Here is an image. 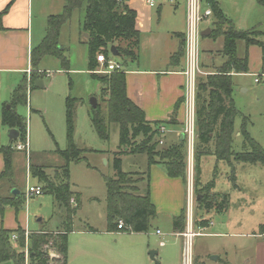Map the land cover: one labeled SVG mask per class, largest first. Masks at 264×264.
<instances>
[{"label":"rangeland","instance_id":"rangeland-1","mask_svg":"<svg viewBox=\"0 0 264 264\" xmlns=\"http://www.w3.org/2000/svg\"><path fill=\"white\" fill-rule=\"evenodd\" d=\"M159 1L155 0L156 3ZM217 1L224 16L233 23L235 29L258 31L248 39L252 46L246 47V42L242 41L236 44L237 56L247 57L248 72L237 74L232 78L233 93L231 97L233 106L237 111L234 120L233 151L240 153L249 150L248 147H243V139L239 133L242 126L254 142L264 149V74L261 70L264 55V8L256 0ZM32 5V47H34L39 45L45 36L47 17L62 12L63 0H33ZM178 9L176 12L181 17L184 10L183 3ZM174 11L172 6L165 1L160 18H156L154 22L153 29L157 36L161 37L163 44L167 35L169 38L171 37L169 33L172 23L175 22L173 19ZM83 16L84 7L81 10H75L70 20L60 29L59 45L67 51L65 56L68 60V67H64L61 61L56 58L43 57L37 66V70L40 73L43 72L44 89L28 88L23 101L16 104H12L10 97L8 100H0V110L3 109L4 111V108L7 109L9 105H12L13 111L26 125L25 142H23L28 143L27 154L32 156L33 161L37 164L57 166L61 164L58 152L67 148L65 101L68 96L78 100L74 112L72 141L75 147L81 151V160L69 164V183L71 191L79 194L81 206L73 217V228L84 229L90 226L92 229L101 231L107 225L105 178L114 176L112 161L114 153L119 149V127L114 123L109 124L108 139L103 141L95 133L90 121L92 108L90 99L95 98L97 100L102 114L105 115V100H108V96L102 97L100 93L102 86L92 79L87 71L88 48L84 34L81 35L80 32ZM222 41V37L201 38L200 48L202 50L207 49L212 44L214 48L216 47L213 51L214 57L217 58L215 51L222 45ZM141 46L143 53H145L144 41H142ZM202 56L201 53L199 62L200 59L202 62ZM100 69V66H97L94 73L97 76L105 75L97 72ZM200 72L202 71L200 70ZM256 79L258 82H255ZM2 85L4 86L3 82ZM4 90L1 89V91ZM8 130L0 118V150L8 144ZM140 140L141 138H137L136 141L139 142ZM185 140L187 143L186 179L183 183L180 181L181 187L178 189L177 199H175L185 212L183 232L186 231L187 214L189 213L187 209L189 185L193 198L194 231L199 230L194 224L201 218H210L213 222L210 229L199 230L200 235L193 239L190 248L191 256L193 257L197 250L203 247L205 250L218 253L222 258L225 254L227 258L236 257L240 262L238 247L241 246L244 247L241 256L252 257L256 239L244 237V235H250V233L256 232L260 225H264V166L259 163L232 162L230 167L225 162L215 163L214 158L203 159L200 165L201 182H212L214 185L213 193L223 194L228 198L226 211L205 213L201 207L197 206L195 200L196 194L193 187L195 150L188 144L186 135ZM18 155L13 150L15 180L18 183L17 187L20 190L23 189L24 194L25 189L22 187L27 183L28 185H35L38 180L29 178L28 171L25 172V165H29L26 153L24 156L22 155L26 159L23 162L17 160ZM21 164L22 166L19 168ZM147 167L145 155H122L121 157L123 172L144 173ZM159 168L162 169V167ZM232 168L235 181L230 179ZM53 171L54 169L46 170L50 176L54 174ZM161 186L159 182L157 184L155 181L153 184L151 182V189L153 188L157 192L161 190ZM137 187L142 192L147 189V183L143 179ZM24 198L18 210L9 206L5 208L3 226L9 230H14L20 226L29 233L39 229L51 232L65 227L66 211L55 203L52 196L42 194L37 197L26 196ZM160 198L162 204L157 209L158 221H155V218L151 220V228L147 233L141 235L115 233L110 237H101L107 240L118 252L120 262L129 255V259L143 256L147 258L146 264H154L150 263L149 252L158 251L160 256L169 254V256L175 257L174 250L179 259L184 260L185 242L183 239L179 241L169 235L170 213L166 210V202L162 197ZM74 203L75 207L76 201ZM156 228L162 232V240H159V237L155 235ZM158 241H164L165 246L158 247ZM69 243L71 251L75 250L76 246L72 243V237ZM27 244H25L24 249L16 248L17 251L21 249L19 252L24 254V264H30ZM44 250H46L47 256L43 264H62L54 247L49 245ZM171 251H173L172 254ZM237 251L235 256L234 253ZM125 264L129 263L126 262ZM219 264L222 263L219 262Z\"/></svg>","mask_w":264,"mask_h":264},{"label":"trees","instance_id":"trees-1","mask_svg":"<svg viewBox=\"0 0 264 264\" xmlns=\"http://www.w3.org/2000/svg\"><path fill=\"white\" fill-rule=\"evenodd\" d=\"M126 0H63L62 12L47 18L46 34L41 43L30 52L31 71L29 83L33 82L40 72L37 66L45 56H52L61 61L64 67H68V60L64 50L59 47V33L63 25L71 18L75 10L84 7V16L80 26V32L87 34L85 43L88 48V71L92 79L96 80L101 87L102 97L105 100L106 114L103 115L100 106L91 108L90 121L97 136L103 140L108 139V125L117 124L119 127V149L114 153L113 171L114 176L105 178V202L107 209L108 231L118 230L119 222H122V232L145 233L150 226V220L155 218L156 210L151 203L149 194H140L137 187L143 180V173H126L121 169L122 155H145L147 165H162L170 178L186 179V143L178 142L170 148L159 146L157 127L160 123H149L145 120L143 111L133 104L126 96L125 74L123 70L110 74L99 75L93 73L98 66L96 56L103 54L110 58L109 46H114L121 59V68L128 61H137L139 56V32L135 29V12L125 4ZM211 8L214 19V37L223 38V54L226 63L219 68L216 74L206 77L197 86L195 103L201 99L203 93H207L206 104L198 109L195 107L196 145L194 152V192L199 195L198 206L208 211L215 209L223 211L228 205L226 195L212 193L213 183L204 186L200 183V158L209 154L208 144L213 141V155L217 161H223L230 167L232 162L243 164L259 163L264 166V149L260 147L242 126L240 136L243 139V147L248 151L235 153L233 151L234 120L237 115L231 95L233 83L230 73H247V58L236 56V44L238 41L246 42V46H252L248 42L251 35L256 31H239L233 23L227 19L218 7L215 0H206ZM264 8V0H256ZM176 56V57H175ZM174 57L179 58V52ZM173 57V58H174ZM261 70L264 74V55L262 57ZM27 78H23L11 94L12 104L23 101L27 86ZM103 99V98H102ZM78 100L68 98L65 101L66 139L67 148L57 151L60 155L61 164L51 167L47 165L29 164L30 174L35 177L42 186L43 193L52 196L57 205L66 211L64 231L51 236L44 232H37L28 237L27 254L30 264L43 262L45 247L51 245L56 248L62 264H66L67 234L71 232L72 219L77 208L70 204L73 196L78 197L71 191L69 183V164L80 161V153L72 141L74 112ZM5 109L2 113V124L9 129L18 132L16 144L24 141L26 125L13 111V106ZM137 138H141L137 142ZM12 144L3 147L0 152L3 158V170L0 173V264H24V254L19 252L25 247L24 231L17 229L9 231L2 227L1 217L5 207L10 206L15 210L22 205V194L10 195L12 189H18L13 168ZM200 148V149H199ZM202 148V149H201ZM47 169H54L52 176L46 173ZM231 181H235L233 176ZM8 191V195H1ZM184 213L173 220V230L178 233L184 231ZM201 227L204 222L200 223ZM264 230L263 227L260 228ZM13 234L17 235L16 241L11 240ZM20 247V250H16Z\"/></svg>","mask_w":264,"mask_h":264},{"label":"crops","instance_id":"crops-1","mask_svg":"<svg viewBox=\"0 0 264 264\" xmlns=\"http://www.w3.org/2000/svg\"><path fill=\"white\" fill-rule=\"evenodd\" d=\"M32 1L33 0H0V100H8V98L11 97V94L18 86V84L21 82V80H23L24 77L27 78V82L29 84L27 86V89L33 87L38 89H44V81H42L43 72L33 82H31V84L29 83V76H28L29 71L31 70L30 52L33 48L36 47V46L32 47V24H31L32 12H33ZM153 1H154L153 7H150L146 3V0H126L125 2L128 8L135 12V16H136L135 29L139 32L140 35L139 56L137 61H128L126 65H124V67L121 69L125 74V91L127 98L143 111L145 120L147 122L151 124L160 123V125L157 127L159 133L158 134L159 146H161V148H170L171 146L177 144L178 142L185 141L186 143L185 135H184V128L186 122V99H185L186 79L183 75V72L185 70L184 36L186 32V0H160L157 3L155 2V0ZM165 1H167L175 10L173 13V19L175 22L172 23V27L170 28L169 34L171 35V37L169 38V36L167 35L163 44L161 37L157 36V34L153 29V26H154V22L156 21V18L159 19L162 14V6ZM215 1L218 4V1L217 0ZM182 3L184 5V10L182 12V16L180 17L177 14L178 12L176 11L179 10L178 7ZM202 7L209 8L211 10L206 0L202 1ZM213 23H214V19L213 17H211L210 23L203 22L201 24V32H205L207 30L209 31L207 35L201 36V38H207V39L216 38L214 37V33H213L214 30ZM46 24H47V20H46ZM252 31H256V30L252 29ZM45 34H46V28H45ZM86 35L87 34H84L85 39L88 38V36L86 37ZM59 37H60V33H59ZM142 37L145 38L143 39ZM142 41H144L146 45L144 46L145 53H143L142 50V46H141ZM200 43H201V39H200ZM59 47L65 51L64 52L65 55L67 53L66 49L64 47H61V45H59ZM215 48L212 46V44H210L207 49L202 50L200 48L199 57H201V53H202L203 59L202 62L200 59L199 67L203 73L201 72V74L198 75L196 78V89L197 86L201 83V81H203L208 76L216 74L219 68H221L227 61L226 56L222 53L223 41L219 49L215 51L217 58L214 57L215 53L213 50ZM109 49L110 46L108 48V51ZM179 52L181 53V56L179 58H175L176 57L175 55L178 54ZM238 58L242 59L245 57H238ZM109 59L113 60L117 64H119L121 61L120 57H114L111 55V53ZM87 69H88V63H87ZM237 74H242V73H234V72L230 73L231 80ZM2 82L4 83V86L2 85ZM255 82H258V79H256ZM2 88L5 90L1 91ZM206 100H207V93H203L201 99L196 101L195 107L198 109L201 105L206 104L207 102ZM7 109H10V107L8 106ZM2 113H3V109L2 111L0 110V118L2 117ZM17 138L18 136L15 139L10 140L7 132V139H8L7 145L12 144L11 148L14 151H16L17 155L18 154L21 155V156L18 155L17 160L22 162L26 160L24 159V157H22V155L24 156V153H26L27 158L29 159V164L33 163L36 165H44L43 163L37 164L35 161H33L32 156L30 154L28 155L27 152L14 149L13 146L17 145L15 142ZM196 142L197 141H196V128H195V137L193 141L194 149ZM213 143L214 142L211 141L208 144L207 149L209 151V154L200 158L199 161L200 165L202 160L208 157L214 158L215 163L223 162V161H217L216 157L213 155V150H214ZM186 154H187V146H186ZM21 166L22 164L19 166V168H21ZM25 167H26L25 172L28 171L29 178L32 177L37 181V179L30 174L29 165H25ZM51 167H55V166H51ZM159 167H162V169L160 170ZM13 168H14V160H13ZM2 170H3V158L1 155L0 173L2 172ZM49 170H53V169H48V171ZM143 174H144L143 179L145 183H147V189L143 190L142 192L139 190V193L142 195L146 193L149 194L150 201L154 205L156 210V216L155 219L154 218L153 219L155 221H158L157 209L159 205L162 204V200L160 198L162 197L164 202H166L167 204L166 210L170 213L169 235L171 237H174L175 239H178L179 241L181 239L184 240V238L180 235L181 233L175 232L172 226L173 220L179 217L181 213H185L184 208H181L178 201H175V199H177L178 189L181 187L180 181L182 183L184 181L180 178L168 177L165 167L162 165H151L150 168L147 167V170ZM154 181L156 182V184L159 182L162 185L161 190L159 192L155 191L153 188L151 189V182L153 184ZM26 183H27V179H26ZM200 183L202 186L208 184V183H202L201 179H200ZM25 186L22 188L25 189ZM33 186H40L42 188V186L38 182ZM12 190H17L19 192V195L22 194V198L24 197L23 189L20 190V188H18ZM213 190L214 188L212 189V193ZM11 191H10V195L15 196L11 193ZM73 192L76 195L78 194L75 191ZM42 194H44L43 189H42ZM1 195L3 196L8 195V191L2 192ZM199 198H200L199 195L195 196L196 203L198 202ZM73 199L74 201H76L75 207L77 208L76 210L77 212L81 206L79 200L80 199L79 194L78 197L73 196ZM73 199L70 201V204H72L71 202L73 201ZM72 206L74 207L73 204ZM227 207L228 205L226 206V209L223 210V212L227 210ZM213 211H217V210L215 209H210L208 211L204 210L205 213H209ZM1 218H2L1 219L2 227L6 230H9L5 226H3L4 225L3 215ZM151 220L148 231L151 228ZM203 222H204V226L201 227L200 223ZM120 223L122 222H119V224ZM194 225L196 228H204L208 230L210 229V227L213 226V222L210 218L209 219L201 218L200 221L195 222ZM261 227L264 228V225H260L256 232H252L250 233V235H244V237L255 238L256 241H255L252 257L246 258V256H241V252L244 249V247L241 246L238 247V251H240L241 264H264V230L261 231L260 230ZM64 228L65 227H63L61 230H55L51 232L39 229L37 231H34L33 233H29L22 227L18 226L16 229L9 231H15L17 229L23 230L25 243L27 244L28 237L31 234L37 232H44L46 234H58L64 231ZM157 231L160 234H157ZM115 233L137 234V235L145 234V233H126L120 231L119 229L117 231L116 230L108 231V222L106 228L101 231L92 229V227L90 226L84 229H74L73 219H72L71 232L67 234L66 264H125L126 262L129 264H146L147 258H144L143 256H141L140 258L129 259V255H128L127 258L123 257L124 258L123 261L120 262L118 252L114 250L113 246H111V244L107 240L101 238L102 236H107V237H110V235L113 236L115 235ZM13 235H15L17 239V235L16 234ZM155 235L158 236L160 240L162 237V232L158 228H156ZM213 235H217V234H213ZM12 236H11V240L14 241L12 239ZM71 237H72L73 245L76 246V249L72 251L69 243ZM158 242H159L158 247L165 246L164 241H158ZM160 243H163V246H160ZM238 251L234 253L235 256L237 255ZM151 252H155L156 254L154 256V260H152L149 256L150 252L148 253V257L150 258V263L182 264L183 262L184 264V261L183 260L181 261V259H179L178 254L175 250H174V252L176 253L175 257L169 256V254H164L160 256V252L158 251H151ZM172 253L173 251H171V254ZM44 255L47 256L46 250H44ZM59 256L60 255L58 254V257ZM192 261H193L192 264H209V263L219 264V262H221L222 264H240L239 260L236 257L227 258V255L225 254L224 258H222L221 255H219L218 253H214L213 251L210 250H205L203 247L201 249H198L196 254L193 255ZM43 262H37L36 264H43Z\"/></svg>","mask_w":264,"mask_h":264},{"label":"built area","instance_id":"built-area-1","mask_svg":"<svg viewBox=\"0 0 264 264\" xmlns=\"http://www.w3.org/2000/svg\"><path fill=\"white\" fill-rule=\"evenodd\" d=\"M203 0H186V32L184 36L185 42V70L183 75L186 79L185 87V99H186V122L184 128V135L187 137V142L190 147H193V141L195 137V92H196V78L201 73L199 69V53H200V39H201V24L203 22L211 21L212 12L209 8L202 7ZM146 3L150 6H154L153 0H146ZM96 62L100 66V70L97 71L100 74H110L115 71H121V66L115 63L113 60L105 58L103 54L96 56ZM14 149L27 152L28 143H19L13 146ZM42 194V188L40 186L26 185L24 197H37ZM74 204V202H71ZM75 205V204H74ZM187 221L186 231L182 232L181 236L185 242V258L184 264H192V256L190 252L192 241L195 237L200 235L198 231L193 229V198L190 185L188 187V200H187ZM122 223L118 225V229H121ZM157 234H160L157 231ZM12 239L15 241L16 236L13 235ZM163 246V243H160Z\"/></svg>","mask_w":264,"mask_h":264},{"label":"water","instance_id":"water-1","mask_svg":"<svg viewBox=\"0 0 264 264\" xmlns=\"http://www.w3.org/2000/svg\"><path fill=\"white\" fill-rule=\"evenodd\" d=\"M208 33H209L208 30L205 31V32H201V36H205V35H207ZM86 37H87V35H86ZM109 51H110V53H111L112 56H114V57H119V53L116 51V49H115L114 46H110ZM96 105H97L96 99H95V98L90 99V106H91L92 108H96ZM7 108H8V107H7ZM17 136H18V132H17L16 130H14V129H10V130L8 131V137H9L10 140L15 139ZM11 193H12L13 195H15V196H16V195H19V192H18L17 190H12ZM197 198H198V197H197ZM155 254H156L155 252H150V253H149V256H150V258H151L152 260H154V256H155Z\"/></svg>","mask_w":264,"mask_h":264},{"label":"bare ground","instance_id":"bare-ground-1","mask_svg":"<svg viewBox=\"0 0 264 264\" xmlns=\"http://www.w3.org/2000/svg\"><path fill=\"white\" fill-rule=\"evenodd\" d=\"M191 156V155H190Z\"/></svg>","mask_w":264,"mask_h":264}]
</instances>
